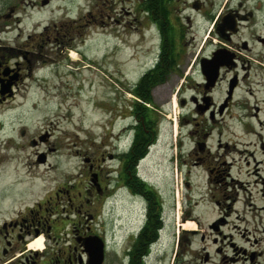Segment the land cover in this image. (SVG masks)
Instances as JSON below:
<instances>
[{"label": "flooded vegetation", "instance_id": "flooded-vegetation-1", "mask_svg": "<svg viewBox=\"0 0 264 264\" xmlns=\"http://www.w3.org/2000/svg\"><path fill=\"white\" fill-rule=\"evenodd\" d=\"M75 1L0 0V106L32 86L49 58L45 45L75 43L89 36L88 28L127 41L134 24L143 47L154 42L145 51L143 73L128 90L162 88L168 102L176 97L190 110L187 156L215 204L239 200V186L246 190L248 184L242 174L253 178V201L264 202V0ZM135 101L146 108L153 104L151 95L147 103ZM136 107L141 112L132 106V123L112 139L103 182L99 167L86 158L90 164L79 171L80 180L54 179L48 195L0 222V264H93L89 245L99 241L101 264L161 259L167 211L159 184L143 164L159 122L152 111L139 118ZM129 130L132 138L123 144ZM123 212L126 220L133 212L140 221L116 235V213L122 218ZM222 220H214L210 231L218 232ZM40 236L43 248L30 247Z\"/></svg>", "mask_w": 264, "mask_h": 264}, {"label": "rangeland", "instance_id": "rangeland-1", "mask_svg": "<svg viewBox=\"0 0 264 264\" xmlns=\"http://www.w3.org/2000/svg\"><path fill=\"white\" fill-rule=\"evenodd\" d=\"M80 4L86 0L74 2ZM134 27L128 28L127 41L88 28L89 36L75 43L45 45L49 58L32 86L0 106V190L6 191L0 194V222L12 216L13 209L48 195L54 179L80 180L79 171H86L90 161L104 181L112 139L133 121L137 97L129 85L143 73L145 51L154 42L143 47L140 28ZM165 94L162 88L152 91L153 104L147 108L159 124L143 164L159 184L167 211L159 241L161 259L151 264H264V202L253 201V178L242 174L248 184L246 190L239 186L237 202L215 204L187 156L190 110L181 108L176 97L175 103L168 102ZM128 141L124 138L123 144ZM43 153L50 167L43 165ZM116 214V235L140 221L133 212L127 220L125 212L122 218ZM219 218L224 219L219 231L211 232L209 225ZM182 228L188 234H182ZM104 233L109 240L110 230Z\"/></svg>", "mask_w": 264, "mask_h": 264}, {"label": "trees", "instance_id": "trees-1", "mask_svg": "<svg viewBox=\"0 0 264 264\" xmlns=\"http://www.w3.org/2000/svg\"><path fill=\"white\" fill-rule=\"evenodd\" d=\"M140 87H136L134 89H132L130 92L132 94H134L137 99H139L140 101H143L144 103H147L150 101V95H151V91L149 89H142L140 90L139 89ZM133 106H139L141 107V112H137V107H136V114L138 115V117H143V118H148L149 117V113H150V110L147 109L145 106H143L140 102H133L132 104Z\"/></svg>", "mask_w": 264, "mask_h": 264}, {"label": "water", "instance_id": "water-1", "mask_svg": "<svg viewBox=\"0 0 264 264\" xmlns=\"http://www.w3.org/2000/svg\"><path fill=\"white\" fill-rule=\"evenodd\" d=\"M99 243L98 244L93 243L89 245L91 249V254H92L91 260L93 261V264H101L102 259H103L101 242L99 241Z\"/></svg>", "mask_w": 264, "mask_h": 264}, {"label": "bare ground", "instance_id": "bare-ground-1", "mask_svg": "<svg viewBox=\"0 0 264 264\" xmlns=\"http://www.w3.org/2000/svg\"><path fill=\"white\" fill-rule=\"evenodd\" d=\"M70 56H71V58H73V60L76 58L74 52H71V55ZM43 245H44V243L42 241V237L40 236L34 243L31 244L30 247H33V248H35L37 250H40V249L43 248Z\"/></svg>", "mask_w": 264, "mask_h": 264}]
</instances>
